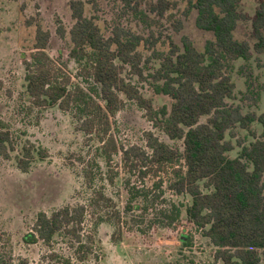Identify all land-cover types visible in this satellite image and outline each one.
I'll use <instances>...</instances> for the list:
<instances>
[{"label":"rangeland","instance_id":"1","mask_svg":"<svg viewBox=\"0 0 264 264\" xmlns=\"http://www.w3.org/2000/svg\"><path fill=\"white\" fill-rule=\"evenodd\" d=\"M72 1L83 2L85 15L95 21L106 39L116 31L140 39L142 75L124 66L123 78L152 102L155 111H170L174 103L156 91L153 78L160 68L159 58L169 52L171 42L183 49V39L187 37L203 51L206 43L214 39L211 33L197 27L198 12L190 7L189 0H133L129 5L124 0H0V122L12 132L15 142L11 160L0 156V264H61V259H50L56 253L64 259L75 257L74 245L65 238L58 237L53 247L42 242L27 244L24 239L32 233L40 213L51 214L64 206L87 202L91 195L84 179L87 166L95 173V188L105 189L119 210L129 203V192L146 191L148 199L138 200L134 204L137 209L124 214L121 232L109 223L95 227L87 217L86 233L93 236L95 249L85 264H224L216 259L217 248L187 216L191 197L177 196L169 189L173 169L186 171L183 162L156 173L157 167L150 170L152 165L126 166L121 152L108 166L102 155L103 144L97 136L87 137L80 131L73 109L33 104L27 93L24 61L35 52L38 25L51 34L48 55L65 62L73 82H79L78 65L70 58V31L75 24ZM238 1L243 19L236 38L253 46V23L264 0ZM179 26L181 30L177 31ZM61 28L66 32L64 37L59 34ZM228 73L236 85L228 105L243 115H264V61L234 62ZM85 87L93 92L95 85L91 82ZM123 98L125 107L112 118L110 133L119 147L139 146L149 152L145 135L152 132L162 142L184 151L183 142L170 140L155 127L136 101ZM208 119L203 117L201 123ZM232 132L235 137L228 134L227 140L235 146L229 153L234 159L241 146L254 141L253 133L261 136L263 128L256 122L251 132L240 126ZM29 143L46 150L48 155L37 158L30 171L23 173L17 158ZM109 172L115 178L113 185L107 181ZM128 180L130 190L126 188ZM175 204L182 208L181 217L169 226ZM73 264L81 263L73 258Z\"/></svg>","mask_w":264,"mask_h":264},{"label":"trees","instance_id":"2","mask_svg":"<svg viewBox=\"0 0 264 264\" xmlns=\"http://www.w3.org/2000/svg\"><path fill=\"white\" fill-rule=\"evenodd\" d=\"M124 1L129 5L133 0ZM189 4L198 12L197 27L211 33L214 39L199 51L185 37L183 49L171 42L169 52L160 56L154 86L159 94L174 101L170 111H155L152 102L123 78L124 66L142 75L140 39L118 31L106 39L95 21L85 15L81 1L70 5L75 21L70 31V58L78 65L79 82H73L65 62L48 55L51 34L38 25L35 52L24 61L27 93L37 107L73 109L80 131L87 137L97 136L103 144L102 155L108 165L121 152L126 166L152 165L150 170L157 167L156 173L183 162L186 171L173 169L169 189L177 196L191 197L187 216L217 248L216 259L224 264H264V115H243L228 105L236 90L228 75L232 64L264 61V5L256 12V42L252 46L236 38L243 19L238 0H189ZM180 30L179 26L177 31ZM59 34L64 37L66 32L61 28ZM91 82L96 87L93 92L85 87ZM122 96L136 101L148 120L170 140L183 142L184 151L162 142L152 132L145 135L149 152L137 146L127 150L119 147L110 132L112 118L124 107ZM203 117H209L207 123H201ZM256 122L263 128L261 136L253 133L254 141L241 146L236 158H230L235 146L227 135L234 138L232 131L237 126L251 132ZM14 145L12 132L0 122V156L11 160ZM47 155L46 150L29 143L17 158L18 167L28 173L37 158L45 159ZM94 181L93 170L88 167L85 184L91 195L87 202L51 214L40 213L25 242L53 247L58 237L65 238L74 245L75 257L64 259L56 253L51 254V261L61 259V264H73L75 258L85 264L95 249L93 236L86 233L87 217L95 227L109 223L121 232L124 214L136 210L138 200L148 199L146 191L129 192L131 199L121 211L103 191L95 190ZM129 187L128 180L126 188ZM181 212V206L175 204L169 226L180 220Z\"/></svg>","mask_w":264,"mask_h":264},{"label":"flooded vegetation","instance_id":"3","mask_svg":"<svg viewBox=\"0 0 264 264\" xmlns=\"http://www.w3.org/2000/svg\"><path fill=\"white\" fill-rule=\"evenodd\" d=\"M122 99H123V101H124V107H125V104H126V102H125V99L123 98V96H122ZM128 100V99H127ZM124 107L121 109V110H123L124 109ZM120 110V111H121ZM119 111V112H120ZM117 115V114H116ZM111 133V132H110ZM131 147H134V146H131ZM131 147H129V148H131ZM137 147H139V146H137ZM129 148H126L125 147V149L127 150V149H129ZM139 148H141V147H139ZM142 150H143V148H141ZM105 160V159H104ZM106 162V161H105ZM108 165V164H107ZM108 166H110V165H108ZM88 168V166L85 168V170ZM91 170H92V168H90ZM85 170H84V179H85ZM93 173H94V171H93ZM94 177H95V181H96V176H95V173H94ZM95 181H94V188H95ZM107 181L111 184V185H113L114 184V182H115V178H113V176H112V173L111 172H109V176H108V178H107ZM86 183V182H85ZM86 185V184H85ZM95 190L96 191H103L104 193H105V189H101V190H97L96 188H95ZM105 195H106V193H105ZM107 196V195H106ZM108 197V196H107ZM108 198H110V197H108ZM111 199V198H110ZM113 200V199H112ZM114 201V200H113ZM67 206H69V205H67ZM64 207H66V206H64ZM63 207V208H64ZM59 210V209H58Z\"/></svg>","mask_w":264,"mask_h":264}]
</instances>
